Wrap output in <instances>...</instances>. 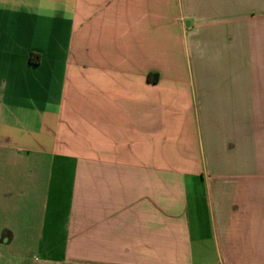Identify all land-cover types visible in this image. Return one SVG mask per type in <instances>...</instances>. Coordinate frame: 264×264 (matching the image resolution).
<instances>
[{
  "label": "crops",
  "instance_id": "obj_1",
  "mask_svg": "<svg viewBox=\"0 0 264 264\" xmlns=\"http://www.w3.org/2000/svg\"><path fill=\"white\" fill-rule=\"evenodd\" d=\"M264 264V0H0V259Z\"/></svg>",
  "mask_w": 264,
  "mask_h": 264
},
{
  "label": "rangeland",
  "instance_id": "obj_2",
  "mask_svg": "<svg viewBox=\"0 0 264 264\" xmlns=\"http://www.w3.org/2000/svg\"><path fill=\"white\" fill-rule=\"evenodd\" d=\"M19 251L13 250L12 252L5 253L2 259H0V264H33L32 259L19 254L21 253Z\"/></svg>",
  "mask_w": 264,
  "mask_h": 264
}]
</instances>
